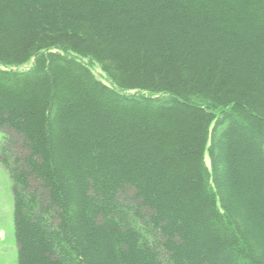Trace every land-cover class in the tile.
<instances>
[{"label":"trees","instance_id":"1","mask_svg":"<svg viewBox=\"0 0 264 264\" xmlns=\"http://www.w3.org/2000/svg\"><path fill=\"white\" fill-rule=\"evenodd\" d=\"M34 58L0 67L17 264H264V0H0Z\"/></svg>","mask_w":264,"mask_h":264},{"label":"rangeland","instance_id":"2","mask_svg":"<svg viewBox=\"0 0 264 264\" xmlns=\"http://www.w3.org/2000/svg\"><path fill=\"white\" fill-rule=\"evenodd\" d=\"M55 51H61L55 49ZM86 60V59H85ZM35 58L20 67H8L0 65L3 69L27 70L32 67ZM88 62V61H86ZM92 68L98 78L106 79L100 67L92 64ZM2 133L0 131V141ZM0 264H17V246L13 225V195L11 182L7 173L0 167Z\"/></svg>","mask_w":264,"mask_h":264}]
</instances>
